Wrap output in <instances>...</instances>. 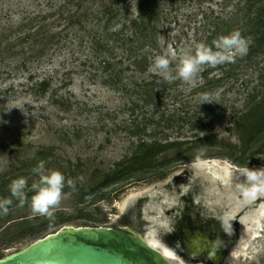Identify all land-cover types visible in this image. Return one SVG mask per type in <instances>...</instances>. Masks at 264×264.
Returning a JSON list of instances; mask_svg holds the SVG:
<instances>
[{
    "label": "rangeland",
    "instance_id": "1",
    "mask_svg": "<svg viewBox=\"0 0 264 264\" xmlns=\"http://www.w3.org/2000/svg\"><path fill=\"white\" fill-rule=\"evenodd\" d=\"M240 1L174 0L172 7L165 6L156 51L148 54L142 72L128 65L124 50L108 54L95 45L120 28L113 21L107 31L98 20L111 0L75 1L88 8L89 17L71 27L72 0H0V198L13 201L7 215L0 214V258L71 222L122 228L125 218L136 224L145 210V232L154 225L150 218L164 220L157 237L168 248L166 239L185 221L246 241L256 227L245 223L258 218L260 238L231 264H264V218L258 216L264 191L241 190L251 187L241 169L264 168V131L247 132L242 141L233 120L245 110L249 95L264 99V51L252 54L218 87L200 89L202 70L212 66L201 67L194 85L177 73L180 50L194 51L205 40L209 22L216 16L229 19ZM137 5L123 0L121 14L135 17ZM158 55L170 60L172 80L153 70ZM106 59L114 64L112 72L123 70L119 81L109 79L101 63ZM223 73L213 70L208 78ZM147 82H154L151 105L137 92ZM204 94L212 103L200 105ZM263 115L264 109L254 120ZM140 143L166 144L155 157L163 164L152 173L132 175L125 171L127 161ZM41 161L45 171L58 170L75 182L74 188L66 183L52 217L31 210V185L39 179L33 169ZM20 177L27 180L23 204L9 188Z\"/></svg>",
    "mask_w": 264,
    "mask_h": 264
},
{
    "label": "trees",
    "instance_id": "2",
    "mask_svg": "<svg viewBox=\"0 0 264 264\" xmlns=\"http://www.w3.org/2000/svg\"><path fill=\"white\" fill-rule=\"evenodd\" d=\"M72 1L74 2V5L77 2V0ZM134 1L138 2V12L135 17H129L126 14H121L122 10L119 8V5L123 2V0H111L109 5L102 6V10L100 12L101 18L98 20L104 23L105 30L108 31V29L111 28L110 24L113 21L118 23L120 28H118V30H114L113 32L111 31L107 37L104 38L105 42H99L95 45L98 49H101L100 51L108 54L110 53V49L113 48L124 50V52L128 55L127 59L129 66L137 68L141 71H146L145 67L149 64L147 56H149L153 50L156 51V35L158 25L161 21L163 22V17L165 16L164 18H166L167 16L164 12V8L165 6H168V8L169 6L172 7L174 0ZM87 9L88 8H84L83 5H80V3L76 4L75 12L67 17V25L70 27L72 24L79 26L82 25L80 22L81 18L84 19L83 21H86L89 17ZM234 25L235 27H233ZM209 26L207 36L201 43H205L209 47H212L214 51L216 50L214 41H216L219 37L227 36L236 30L240 31L241 35L246 40L249 39L251 44L248 47L247 54L242 57H235L234 62H226L220 66L217 65L215 67L202 70L200 75L205 80V84L202 85L200 89L203 90L209 89L212 85L217 87L220 86L222 81H224L223 79L226 80L233 77L241 63L249 61L252 54L262 53L264 51V0H241L238 5H236V9L233 11V14L229 17V19L216 16L209 22ZM231 28H233V30H231ZM111 38V42L113 43L111 45L112 48H110L109 44ZM174 48L176 51H179L178 47L174 46ZM101 63H104V67L110 71L108 74L109 79L114 81L116 79L119 81V77L123 73V70H118L116 73L112 72L114 64L109 62L107 59L105 61H101ZM129 66H127L125 70H129ZM213 70L224 72L222 78H208L209 74ZM261 80L264 85V77H261ZM153 85L154 82L144 83L140 86L143 87L141 88L142 90L137 91L141 94V97H143L142 99L145 104L151 105L155 101L153 96ZM246 99L247 100L244 104L245 110H243L241 114L235 113L233 115V120L235 124H237V130L239 131L240 139L242 141L247 132L259 135L264 131V115L260 121L254 120V117H256V115L264 109V99L255 100L256 97L253 95H249ZM251 102L254 104L249 107V103ZM203 139H205V137H201L198 140ZM171 145L176 144L172 143ZM142 147H145L146 150L140 152ZM166 147V144L153 143L151 145H147L145 143H140V145L137 146V151L133 154L132 158L127 161L129 166L125 171L132 173V175L137 172H141L140 175L150 173L155 169V166L163 164H156L155 157L158 154H161ZM139 180L140 179H138V181Z\"/></svg>",
    "mask_w": 264,
    "mask_h": 264
},
{
    "label": "water",
    "instance_id": "3",
    "mask_svg": "<svg viewBox=\"0 0 264 264\" xmlns=\"http://www.w3.org/2000/svg\"><path fill=\"white\" fill-rule=\"evenodd\" d=\"M192 204V203H191ZM140 210L136 224L132 217L124 219L127 227L97 226L86 222H71L49 234L42 236L27 246L0 258V264H176L165 258L160 250L150 246L144 238L146 222ZM188 219L184 217V220ZM129 221V222H127ZM189 221V220H188ZM184 223L178 231H173L166 239L182 253L194 254L187 261L199 262L209 239L193 240L189 222ZM127 222V223H126ZM186 222V221H185ZM201 241V246L197 245ZM218 241V240H217ZM209 244V245H208ZM181 247V249L179 248ZM194 251V252H193ZM226 253V244L215 246L212 260L220 264Z\"/></svg>",
    "mask_w": 264,
    "mask_h": 264
},
{
    "label": "clouds",
    "instance_id": "4",
    "mask_svg": "<svg viewBox=\"0 0 264 264\" xmlns=\"http://www.w3.org/2000/svg\"><path fill=\"white\" fill-rule=\"evenodd\" d=\"M215 51L205 43H199L192 49H181L180 59L177 68L178 76L181 80L194 85L197 75L203 65L215 67L217 65L234 62L235 57L245 56L248 52L247 40L236 30L227 36H221L214 41ZM153 70L158 71L166 80H172L170 70V60L163 55L155 57ZM201 104L212 103L210 95L204 94L200 97ZM33 172L39 175L37 182L31 185L34 194L31 196V210L35 215L52 217L53 209L58 207L63 198V189L67 183L70 187H75V182L71 179L66 181L65 176L58 170L45 171V164L41 161ZM241 172L251 185L250 188L242 191H264V168L241 169ZM11 196L23 204L26 200L27 180L23 177L13 180L9 186ZM13 203L11 198H0V214L7 215L9 206Z\"/></svg>",
    "mask_w": 264,
    "mask_h": 264
},
{
    "label": "bare ground",
    "instance_id": "5",
    "mask_svg": "<svg viewBox=\"0 0 264 264\" xmlns=\"http://www.w3.org/2000/svg\"><path fill=\"white\" fill-rule=\"evenodd\" d=\"M144 215L146 214L145 210H144ZM258 216L259 217H263L264 218V210L260 209L258 211ZM154 221V222H153ZM149 223L153 226H155L156 224V228L155 230H159V231H152L151 229L154 228L153 226L150 228L149 231H147V233L145 232V241L152 246L153 248H156L158 250H160V252L165 256V258L171 260L172 262L176 263V264H207V260L208 259H213L212 258V250L215 246H217L218 248L221 247L222 243L218 242L215 244H210L209 246H206L205 252H204V258L205 260H199V262H191V261H187L184 257H180L177 251V248H168L164 245L161 244V242L159 241L158 237L160 235V231H164L165 229V222L164 220H155L154 218H150ZM253 223L255 224L256 230H253L250 232L249 238L246 241H242V237H236L235 241L232 242L228 247H226V253L224 254V258H226V261L224 262L222 259L220 260V264H231L233 260H236L240 257H244L246 256V250L253 247V244L251 242H254L255 240H257L258 238H260L259 236V231L261 230V224L259 222L258 218H254L251 219L250 221L245 223V227H250V224ZM251 241V242H250ZM250 242V243H249ZM179 248L181 249V247L179 246ZM194 252V251H193ZM191 255H194L192 253L187 254L186 258H190ZM223 258V259H224Z\"/></svg>",
    "mask_w": 264,
    "mask_h": 264
},
{
    "label": "flooded vegetation",
    "instance_id": "6",
    "mask_svg": "<svg viewBox=\"0 0 264 264\" xmlns=\"http://www.w3.org/2000/svg\"><path fill=\"white\" fill-rule=\"evenodd\" d=\"M123 222H124V220H123ZM127 222H129V221H127ZM188 222H189V226H191V228H192V231H191L193 233L192 237H193V240H195V241H196V239L199 240V238L200 239L201 238L202 239H209L214 244L218 243V242H220V243L224 242L226 244V247H228L232 242L235 241L234 239L226 238L222 234H218V233L216 234L215 232H212L211 230L204 228V226L202 224L195 225L190 220ZM186 223H187V221H186ZM127 225L128 224H126V226ZM198 240H197V245L201 246V241L199 242ZM203 246H207L206 243H205V245L203 244ZM204 260L205 259H202V261H204Z\"/></svg>",
    "mask_w": 264,
    "mask_h": 264
}]
</instances>
